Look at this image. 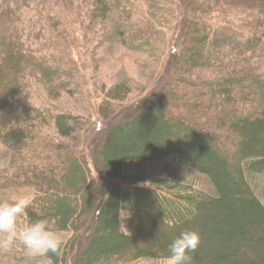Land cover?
<instances>
[{
	"label": "trees",
	"instance_id": "16d2710c",
	"mask_svg": "<svg viewBox=\"0 0 264 264\" xmlns=\"http://www.w3.org/2000/svg\"><path fill=\"white\" fill-rule=\"evenodd\" d=\"M23 1L0 0L4 35L0 38V133L4 130L3 138L11 141H27L33 136L32 121L43 116L39 108L29 105L20 84L6 77L7 63L16 68L17 61L23 60V74L40 73L52 83L44 61H36L22 41L23 34L13 28ZM69 1L67 5L84 0ZM189 1L193 16L182 28L188 36L179 54L170 53L174 70L159 82L157 93L136 101L125 118L101 131L93 164L112 180L106 192L89 176L85 156L50 154L36 164L41 168L33 170L35 195L23 221L44 219L52 231L75 232L61 247V255L45 256L48 264L68 263L83 231L85 240L72 264L166 258L168 245L185 230H195L201 238L191 253V264H264V205L244 175H264V133L260 134L264 131V0L224 4L234 11L252 7L257 16L262 15L255 35L247 39L205 24L203 14L218 10L216 3L211 7L206 1ZM91 2L90 11L97 9L104 17L118 0ZM111 29L119 31L115 26ZM12 50L16 55L12 53L6 62ZM122 87L112 88L107 95L114 99L127 93ZM149 114L155 115V121ZM70 121L68 115L56 114L57 133L68 137ZM13 124L21 128V135ZM200 137L210 144L201 143ZM169 155L205 175L214 192L193 190L182 185L179 177L144 184L139 174L123 172L128 161L144 163Z\"/></svg>",
	"mask_w": 264,
	"mask_h": 264
},
{
	"label": "rangeland",
	"instance_id": "374dc122",
	"mask_svg": "<svg viewBox=\"0 0 264 264\" xmlns=\"http://www.w3.org/2000/svg\"><path fill=\"white\" fill-rule=\"evenodd\" d=\"M195 1H206L211 7L216 3L220 7L210 14H203L206 25L224 27L226 32L237 33L244 39L252 38L256 23L263 20L262 15L257 16L252 7L244 12L240 8L234 11L224 5L233 0ZM66 2L70 1L44 0L37 3L35 0H24L15 16L13 28L19 30L20 36L23 34L22 41L30 46L36 61H44L45 71L50 74L52 83L40 73L30 75L27 71L23 74L20 69L23 60L17 61L16 68L12 65L10 68L7 63L6 77L20 84L29 105L39 108L44 120L37 118L32 121L33 136L30 135L27 141H18V138L8 140L3 138L6 132L1 131L0 203L13 202L21 197L32 199L35 195L33 170H40L41 166L36 164L50 154L67 155L72 152L77 157L85 156L89 176L98 181L106 192L112 180L105 179L93 164L102 129L105 131L111 124L125 118L136 101L158 92L159 82L165 81L174 70L171 50L180 53L181 43L188 36L182 28L193 16L189 0H118L116 7L109 8L111 14L107 13L104 17L97 9L96 12L90 11L94 8L91 0L69 5ZM54 18L58 20L56 23ZM111 26L119 31H114ZM1 31L0 38L4 37ZM208 32H212L210 28ZM12 53L16 55L15 51H10L5 56L6 62ZM116 86H123L121 90L125 88L128 92L123 95L118 93V97L112 99L107 93ZM58 113L70 117L68 137L57 133L54 126L53 118ZM148 116L155 121V115ZM12 127L21 135L20 127L14 124ZM23 127L28 130L27 125L23 124ZM143 132L149 135L147 130ZM255 133L259 136V131ZM200 138L201 143L210 144L206 138ZM123 172L139 174L144 184L159 178L171 182L179 177L182 185L193 190L214 192L205 175L176 155L144 163L128 161L123 166ZM245 176L264 205V175L246 172ZM25 224L23 216L20 217L19 225ZM53 232L62 239L61 247L75 233L71 230ZM80 235L79 243L74 244L72 257L66 264H72L76 250L85 240L84 231ZM48 263L45 257H29L19 244L9 251L0 250V264ZM128 264H166V258L145 257Z\"/></svg>",
	"mask_w": 264,
	"mask_h": 264
},
{
	"label": "clouds",
	"instance_id": "9594fccd",
	"mask_svg": "<svg viewBox=\"0 0 264 264\" xmlns=\"http://www.w3.org/2000/svg\"><path fill=\"white\" fill-rule=\"evenodd\" d=\"M30 204V197L0 203V250L9 251L19 244L31 258L61 255L62 239L49 228L46 220L37 219L23 226L19 225V218L26 214ZM200 243L197 231L181 232L168 245L166 264H191V253L198 249Z\"/></svg>",
	"mask_w": 264,
	"mask_h": 264
},
{
	"label": "bare ground",
	"instance_id": "6f19581e",
	"mask_svg": "<svg viewBox=\"0 0 264 264\" xmlns=\"http://www.w3.org/2000/svg\"><path fill=\"white\" fill-rule=\"evenodd\" d=\"M245 175V174H244Z\"/></svg>",
	"mask_w": 264,
	"mask_h": 264
}]
</instances>
